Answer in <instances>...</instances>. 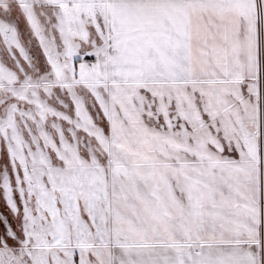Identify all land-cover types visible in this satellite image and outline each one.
Here are the masks:
<instances>
[{
    "label": "snow or ice",
    "instance_id": "snow-or-ice-1",
    "mask_svg": "<svg viewBox=\"0 0 264 264\" xmlns=\"http://www.w3.org/2000/svg\"><path fill=\"white\" fill-rule=\"evenodd\" d=\"M0 264H264V0H0Z\"/></svg>",
    "mask_w": 264,
    "mask_h": 264
}]
</instances>
